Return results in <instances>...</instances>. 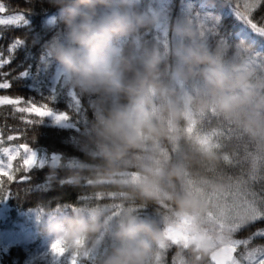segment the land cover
<instances>
[{"label":"trees","instance_id":"1","mask_svg":"<svg viewBox=\"0 0 264 264\" xmlns=\"http://www.w3.org/2000/svg\"><path fill=\"white\" fill-rule=\"evenodd\" d=\"M0 2L6 5V12L0 16L6 18L23 12L31 19L30 26L0 25V58L11 59V63L0 67V82L8 81L12 85L9 89H0V96H23L47 102L50 107L68 112L70 119L79 125L74 144L69 146L73 136L71 130L34 126L27 123L28 119H35L34 116L25 114L22 118L11 106L0 105V158L6 161L4 147L16 148L25 143L38 155L47 152L49 157L44 169L30 173V183L16 182L25 174L22 169L15 173L11 183H6V177L2 178L5 181L3 195L7 196L9 190L12 194L0 201V235L14 230L23 219L31 221L27 223L28 238L0 243V264H103L115 243L112 233L121 221L131 217L152 221L160 233L159 241L153 244L149 264H177L184 242L169 243V235L176 226L190 231L200 225L213 235L232 233V227L224 229L218 221L209 222L206 217L195 221L186 219L190 215L188 202L199 189L212 191L208 196L209 205L215 204V207L219 201L247 200L264 208V53L257 54L258 66L249 76L238 79L229 74L223 78L227 84L226 94L243 95L244 91L237 87L240 81H244L246 91L251 93L244 111L246 119L252 121L253 134L245 129L242 120L226 116L220 110L210 94L209 84L202 87L198 82L194 87L187 82L181 100L177 91H169L177 64L174 31L180 14L174 12L173 0H166L162 6L165 20L162 28L154 15V10L159 9L157 0H132V10L143 14L150 22L130 36L115 41L117 52L112 59L125 82L135 80L137 73L147 76L149 83L145 84L139 103L161 134L145 141L141 147L130 149L124 160L109 167L99 150L100 119L106 118L115 105L132 109L138 97L124 93L108 97L84 93L67 84L63 71L48 60L60 70L62 86L81 101L82 111L78 115L67 107L66 93H61L59 103L41 100L39 95L24 87L25 81L19 79V75L33 63L32 58L38 59L43 54L47 41L63 36L57 9L47 0H33L34 13L23 0ZM231 5L235 7V0H231ZM260 15L253 13L256 21ZM50 16H54L53 25L47 24ZM222 24L229 27L227 19H222ZM201 31L202 34L194 36L190 26L184 34V39L195 42L193 49L202 51L207 57L192 71L186 64L189 80L191 74L193 79L202 78L203 67L212 63L236 66L252 50L244 44L240 51L241 45L226 42L219 36V30L208 23L202 25ZM17 38L23 44L10 53L9 48ZM153 53L159 57V62L149 72L144 61ZM162 90L167 91L163 93ZM186 105L191 108L192 116ZM9 135L16 139L9 141ZM58 137L64 142L60 143ZM52 144L60 150L61 156L54 163L48 147ZM22 157L23 149H20V156L13 161L14 168L22 167ZM157 173H162L155 181L158 196L149 198L142 194L140 187L154 179L153 174ZM0 175L7 176V173L0 172ZM188 185L193 189L192 194L186 190ZM179 199H185V203H178ZM80 217L94 219L98 230L71 246L55 238L56 226ZM263 228L264 220H257L244 225L234 235L237 239L249 240L247 250L251 251L264 245V237L252 236L253 231ZM239 252L237 249L235 257ZM200 260L192 258L188 263L204 264L208 262L206 254Z\"/></svg>","mask_w":264,"mask_h":264},{"label":"clouds","instance_id":"2","mask_svg":"<svg viewBox=\"0 0 264 264\" xmlns=\"http://www.w3.org/2000/svg\"><path fill=\"white\" fill-rule=\"evenodd\" d=\"M47 3L57 9L63 36L47 41L43 55L63 71L66 83L100 97L121 93L139 97L149 83L147 76L137 73L135 80L125 82L112 59L117 52L115 41L130 36L150 22L143 14L132 10V0H47ZM178 55L189 65V71L207 59L205 53L193 48ZM158 62L155 53L149 55L144 61L146 71L150 72ZM206 79L220 110L226 116L242 120L245 129L254 134L252 121L246 119L244 111L251 93L228 95L222 77L208 75ZM160 134L161 130L147 111L138 109L133 113L128 106L115 105L106 118L100 119V154L112 167L124 160L130 149L141 147ZM173 174L178 175V172ZM153 176L154 179L140 187L142 194L149 198L158 196L155 181L162 173ZM178 203L183 205L185 199H179ZM98 228L94 219L80 217L56 226L53 234L71 246L77 240L87 239ZM112 236L115 243L103 264H149L153 244L159 241L160 233L152 221L131 217L121 221Z\"/></svg>","mask_w":264,"mask_h":264},{"label":"snow or ice","instance_id":"3","mask_svg":"<svg viewBox=\"0 0 264 264\" xmlns=\"http://www.w3.org/2000/svg\"><path fill=\"white\" fill-rule=\"evenodd\" d=\"M231 0H229V3ZM23 4L26 7L34 9L33 0H23ZM172 7L175 13L181 15H190L197 13L214 29L219 30V36L222 37L228 43L246 42L251 44L259 52L264 53V26H258L259 23H264V0H252V2H246L243 4V11H241L240 5L237 3L235 7L227 13L233 17V22L227 28L222 24L223 10L219 9L218 4H210L208 0H173ZM6 12V5L0 2V14ZM220 14H217V13ZM254 12H259V21H256L253 17ZM237 21L239 23H237ZM47 24H54V16H50L47 20ZM0 25L4 26H16L21 25L30 26L31 19L23 12H17L16 14L8 15L6 18L0 16ZM23 41L17 38L14 43L11 44L9 52H14L17 47L22 46ZM33 63L20 72L19 79L25 81L24 87L30 92L36 93L41 97V100H50L53 103L60 102L61 93H66L68 97L67 107L74 109L79 115L82 109L79 107L81 101L66 88L62 86V75L60 70L55 64H50L45 55H39L37 58H32ZM11 63V59L0 58V67L5 64ZM34 69V71H33ZM7 75V74H5ZM12 85L10 82H0V89H9ZM47 92V95H45ZM0 105L11 106V108L21 114L23 118L25 114L28 116H34L35 119H28L27 123L32 125H39L43 127H53L56 129H69L73 133L69 146H73L74 137L78 134L77 129L79 127L76 120H72L69 117L68 112L59 111L53 107H50L47 102L41 103L34 98H25L19 96L16 98H10L7 95L0 96ZM23 105V106H21ZM45 118H48L47 120ZM9 141L16 139V137L9 135L7 138ZM60 143H63V139L58 137ZM51 151V162L61 159L58 154L60 151L56 148L55 144L48 146ZM20 149H23L22 167L14 168L13 161L20 156ZM3 154L6 157V161L0 158V172H6L7 176L0 175V201L6 200L11 193L9 190L8 195H3L5 191V181L3 177L7 178L6 183H11L15 179V173L21 171L25 173L17 183H30V173L33 170H42L45 168L49 159L47 152L43 155H38L36 150H33L28 144H21L16 148L4 147ZM27 162V163H25ZM46 186V185H45ZM37 190H41L37 187ZM245 215L247 219L243 222H236L232 226V233H236L244 225L248 223H255L257 220H264V208L252 205L245 208ZM256 235L264 237V231H259ZM250 241L247 239H234L229 247L225 248L220 258L216 261V264H264V246L258 247L253 252H248L247 248L241 253L242 259L238 260L234 257V253L241 245L247 246Z\"/></svg>","mask_w":264,"mask_h":264},{"label":"rangeland","instance_id":"4","mask_svg":"<svg viewBox=\"0 0 264 264\" xmlns=\"http://www.w3.org/2000/svg\"><path fill=\"white\" fill-rule=\"evenodd\" d=\"M158 1V8L154 10V15L156 17L157 23L162 28L165 27V20L163 18V8L162 6L166 2V0H157ZM210 4H218L219 9L223 10L224 15L222 16V19H227L228 25L230 26L233 22V17L229 16L227 13L230 11L226 7V3L224 0H208ZM228 4L229 0H227ZM246 2V0H235V3L239 4L240 7L243 9V4ZM247 2H252V0H247ZM232 6V5H230ZM217 14H220L219 12ZM229 19V20H228ZM204 23H207L202 17H200L197 13H192L190 15H181L180 14V21L175 27L174 31V54L177 57V64L176 67L173 70V76L172 81L170 84L169 91L178 93V99H184V91H186L187 86L186 83L190 82L191 86L197 87V83L199 82L202 87H205L208 85L206 77L208 75L212 76H219V77H226L229 74H231V77L235 78H245L246 76H249L252 72L255 71L256 67L258 66V60H257V54L260 53L256 48H254L251 44H248L246 42H237L240 48V51L242 50V46L245 44L246 47H250L252 50L249 51L245 57L239 62L236 66H226V65H219L217 63H212L210 66L203 67V71L201 74L202 78L193 79V74L190 75V80L187 78L188 72L185 71L186 63L182 60L181 56L178 55V53L188 49L193 48L195 42L187 41V38L184 39V34L189 31V27L191 26L194 29V36L198 34H202L201 31L202 25ZM237 23H239L237 21ZM208 29V28H207ZM209 30V29H208ZM212 31V30H210ZM214 32V31H212ZM230 72V73H229ZM237 87H240L241 91H246V84L244 81H240L237 84ZM178 88V90H177ZM237 94V93H234ZM140 96L135 100L132 106V111L135 113L138 109L144 108L139 103ZM142 100V99H141ZM186 109H188L190 116V110L191 108L188 107V105L185 106ZM186 190L189 192V194L193 193V189L190 185L186 186ZM212 195V191L209 189L201 190L199 189L196 193V195L190 199L188 202V212L190 215L186 216V219L188 221H195L196 219L204 220L205 217L209 222H216L224 229H231L230 227L233 226L236 222L243 223L247 216L245 215V208L248 206L254 205L252 202L247 200H238V201H219L218 204L215 207L214 205H209V197ZM249 196L252 197V193L249 194ZM215 207V208H214ZM191 214H194L195 217H191ZM209 219H212L210 221ZM23 219L22 222L18 223L14 230L8 231L5 234L0 235V243L8 244L10 242H13L15 239H25L28 238V232L29 229L27 228V223L31 220ZM176 230L172 232L169 235V243L173 244L178 241H183L184 246L180 248V252H182V256L180 255L177 259V264H189L188 261L190 259H196L200 258L203 259L204 255L207 252H210L217 247L228 244L231 245L233 238L237 239L235 235L232 233L228 234H209L208 230L201 229L202 226L197 225V227L189 229L190 231H187L182 229L178 226H176ZM180 228V229H179ZM264 231L263 229H259L256 231H253V237H262L259 235H256L257 232ZM206 232V233H204ZM250 238H252L250 236ZM246 239V238H245ZM244 240V239H243ZM264 246V245H261ZM260 246V247H261ZM242 247V249H241ZM245 247L247 246L241 245L237 249H240V252L238 256L235 258L240 260L242 259L241 253L245 250ZM191 248V249H189ZM248 252H253L255 249ZM186 252L185 254H183ZM246 264V262H245Z\"/></svg>","mask_w":264,"mask_h":264},{"label":"water","instance_id":"5","mask_svg":"<svg viewBox=\"0 0 264 264\" xmlns=\"http://www.w3.org/2000/svg\"><path fill=\"white\" fill-rule=\"evenodd\" d=\"M227 247H229V246L223 245V246L217 248L216 250L212 251L210 254H208L207 259L209 260V262L211 264H216V261L220 258L224 249Z\"/></svg>","mask_w":264,"mask_h":264}]
</instances>
